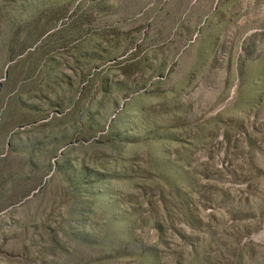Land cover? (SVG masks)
Listing matches in <instances>:
<instances>
[{"label":"rangeland","instance_id":"obj_1","mask_svg":"<svg viewBox=\"0 0 264 264\" xmlns=\"http://www.w3.org/2000/svg\"><path fill=\"white\" fill-rule=\"evenodd\" d=\"M0 264H264V0H0Z\"/></svg>","mask_w":264,"mask_h":264}]
</instances>
